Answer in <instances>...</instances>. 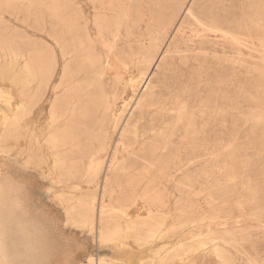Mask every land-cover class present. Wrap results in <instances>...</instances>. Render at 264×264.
I'll return each mask as SVG.
<instances>
[{
	"label": "bare ground",
	"instance_id": "1",
	"mask_svg": "<svg viewBox=\"0 0 264 264\" xmlns=\"http://www.w3.org/2000/svg\"><path fill=\"white\" fill-rule=\"evenodd\" d=\"M190 1L0 0V73L12 74L9 81L21 90V99L16 102L12 120L7 123L13 129L16 160L21 166L29 167L38 157L41 156L43 160L34 146L48 147L53 151L52 166L54 169H65V179L78 178L79 167L88 166L85 169L88 172L86 183L94 188L92 192L98 194L99 204L85 195L82 198L79 196L80 221H74L71 214H67V217L69 221L82 226L90 224L91 231H96L101 244L125 245L121 242L125 230L126 237L134 238L136 245L147 248L163 231L165 224L158 217L159 212L155 214L156 210L147 205L143 209L149 218L140 227L144 230H138L132 221L122 226V219L131 206L125 205L126 209L117 206V203L115 205L112 186L126 176L129 165L138 159L141 170L176 167L179 152L176 133L181 116L175 113L180 101L175 100L174 90L166 86L142 101L143 110L138 120L133 118V114L128 119L118 115L116 104L127 86L121 91L119 79L106 78L108 71L103 56L98 52V43L105 48L107 56L115 57L114 66L120 63L128 70L139 71V76L131 79V88L136 92L142 77L163 51L166 39L172 33L174 35L162 62L173 65L178 59L182 62L181 70H184L193 60L198 63L199 72L212 71L214 68L210 63L217 60L215 54L210 57V42L206 40V33L229 40L236 55L243 47V38L264 35V27L254 25L249 16L252 12L254 14V10L259 17L264 15L260 8L255 9L252 0H247L248 7L233 0H193L189 4ZM86 7L92 9L89 16L85 13ZM6 14L10 17L6 18ZM243 15L246 20L242 18ZM19 27L22 33L17 31ZM93 29L97 37H93ZM173 49L175 55H170ZM192 52H195L194 55H191ZM237 58L234 57L232 70H235ZM61 61L65 63L63 74L54 90L63 91V94L52 106L49 129L41 145L35 134L36 98L40 93L44 94L53 82ZM34 81L38 84L36 91L32 90L28 98L23 96L22 88ZM227 82L217 81L216 89H222ZM188 99L183 95V102ZM229 99L214 105L213 111L207 110L198 120L189 123L187 140L180 143L186 155L183 164L199 169L198 173L187 179L188 185H198L202 180L205 189L213 191L220 198L218 203L213 202L209 207L214 212L206 216L198 207L190 205L196 215L203 216V223L193 225V215L189 223L188 219L175 222L178 233H184L194 226H208L210 229L205 240L185 243L183 239L174 243V260L179 264H187L198 253H203L213 264H235L225 245L232 246L229 236L241 230H230L239 227L227 219L236 213L241 214L235 203L237 195L233 184L236 179L245 176L240 169H246L247 163L237 151L239 130L236 98ZM143 119L144 122H141ZM7 124L4 121L0 126ZM147 137L153 138L151 143H147ZM135 149H138L137 152ZM228 153L232 154L229 161L226 160ZM223 168L226 169L225 173H221ZM150 192V189L143 188L137 194V199L145 202L151 196ZM108 198V205L100 204ZM72 210L65 207L67 213ZM207 222L210 224L207 225ZM213 227L217 230H213ZM211 242L214 244L208 251L205 247ZM152 260L153 255L147 254L137 263L133 258L128 259V263L110 258L99 259L96 264L160 263ZM82 264H95V261L89 257Z\"/></svg>",
	"mask_w": 264,
	"mask_h": 264
},
{
	"label": "rangeland",
	"instance_id": "2",
	"mask_svg": "<svg viewBox=\"0 0 264 264\" xmlns=\"http://www.w3.org/2000/svg\"><path fill=\"white\" fill-rule=\"evenodd\" d=\"M233 1L238 4L244 3V7H248L249 4L246 3L247 0ZM252 1L255 9L260 8L261 13H264V0ZM85 13L91 15V7H86ZM252 13L247 14L251 16L254 25L264 27V15L259 17L255 10L254 14ZM6 16V18L10 17L9 14ZM242 18L246 20L244 15ZM17 31L23 32L20 27ZM92 34L93 37H97L95 29ZM173 35L174 33L168 36L163 51H160L147 74L141 76L136 92L131 88L133 84L131 79L139 76V71L136 70V73L135 69L128 70L120 63L114 66L115 57L107 56L105 48L100 43L97 46L108 71L106 78L114 81L119 79L121 91L127 86L116 104L117 114L123 115L124 119L126 117L128 119L133 114V118L138 120L143 110L142 101L164 86L174 90L177 97L175 100L180 101L179 108L175 112L182 118H179L176 133L180 152L176 155V167L141 170L138 159L129 165L126 176L112 186L113 196L116 198H113L115 205L117 203V206H124L126 209L125 205L131 206L122 219V226L125 227L132 221L138 230H144L140 227L149 218L147 211L143 209L144 206L156 210L155 214L159 212L158 217L165 225L163 231L154 239V243L147 248L136 245L134 238L126 237L125 230H123L124 237L121 238V242L125 245L101 244L96 231H91L90 224L86 227L74 223L80 221L79 196L82 198L85 195L88 199L96 200L95 203L99 200L98 194L92 192L94 188L86 183L85 176L88 172L85 169L88 166L79 167L78 178L65 179L66 170L54 169L52 166L53 151L48 147L35 146L34 149L40 152L43 160L40 156L29 167H23L17 162L13 146L15 142L13 129L8 127L7 123L12 120L16 102L21 99V90L12 84V74L0 73V121H5L7 124L5 127L0 126V264H82L86 263L89 257L94 259L95 264L99 259L110 258H116L124 263H128V259L133 258L137 263L147 254L153 255L152 262H160L158 264H179L174 260L175 252L172 248L174 243L183 239L185 243L205 240L209 234L207 230L210 229L208 226L203 228L194 226L184 233H178L179 228L176 227L175 222L188 219L189 223V218L194 216L193 225L203 223V216L201 218L196 215L190 205L198 207L206 216L214 212L209 207L220 198L213 194V191H207L202 180L198 185H188L187 179L192 178L199 169H192L183 164L186 155L180 143L187 140L189 123L198 120L207 110L213 111L214 105L225 102L227 98H230V101L236 98L239 130L237 151L241 153L247 166L246 169H240L241 174L245 176L236 179L233 184L237 195L234 202L239 206L241 214L236 213L235 216L227 219L232 225L239 227L230 230H241V232L229 236L232 246H225L235 264H264V35L243 38L241 45L243 47H240L236 55L229 40L225 41L220 35L206 33V40L210 42L208 44L210 57L215 54L217 58L210 63L214 69L209 72L208 70L199 72L198 63L193 60L184 70H181L182 62L178 59L173 65L162 62ZM182 48L185 49L184 46ZM171 52L170 55H175L174 49ZM194 53L192 52L191 55ZM236 56L237 64L235 70H232ZM64 65L65 63L61 61L53 82L44 94L40 93L36 98L38 101L34 108L37 121L35 134L41 145L44 144L49 129L52 106L63 94V91L58 92L54 88L60 82ZM219 80L228 81L226 85H222V89H216L215 84ZM37 85L34 81L29 85L30 87L22 88V95L28 98L33 93L32 90L36 91ZM183 95L189 97L188 101L183 102ZM122 96L124 99H121ZM141 122H144V119ZM152 140V137L146 138L147 143H151ZM137 150L135 149V152ZM121 157L120 155L119 159ZM231 157L232 154L228 153L226 160L229 161ZM225 171L226 169L223 168L221 173ZM143 188L151 190V196L145 202L137 199V194ZM109 200L110 198L100 204L108 205ZM135 202L136 205L133 206ZM235 203L233 204L236 205ZM64 206L73 210L67 213ZM245 213L248 215L246 216ZM67 214H71L74 221H69ZM209 224L210 222H207V225ZM212 229L217 230L214 227ZM213 244L211 242L205 248L209 251ZM202 254H196L197 257L195 256L187 264H213Z\"/></svg>",
	"mask_w": 264,
	"mask_h": 264
},
{
	"label": "crops",
	"instance_id": "3",
	"mask_svg": "<svg viewBox=\"0 0 264 264\" xmlns=\"http://www.w3.org/2000/svg\"><path fill=\"white\" fill-rule=\"evenodd\" d=\"M44 226V225H43Z\"/></svg>",
	"mask_w": 264,
	"mask_h": 264
}]
</instances>
